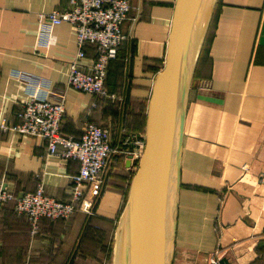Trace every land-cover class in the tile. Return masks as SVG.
Returning a JSON list of instances; mask_svg holds the SVG:
<instances>
[{"label":"crops","instance_id":"0c3cea01","mask_svg":"<svg viewBox=\"0 0 264 264\" xmlns=\"http://www.w3.org/2000/svg\"><path fill=\"white\" fill-rule=\"evenodd\" d=\"M130 2L133 20L126 29L133 43H125L121 53L123 88L111 93L146 103L148 111L164 68L176 0ZM69 6L70 0H0V121L10 127L21 123L29 86L27 79L15 77L18 71L49 83L54 96L66 94L62 136L80 141L86 124L111 127L121 153L94 216L114 222L116 242L139 164L132 159L128 164L136 146L123 142L122 131L143 140L147 121L141 118L143 128L135 131L126 117L115 124L107 99L68 86L78 52L72 25L56 26L49 47L38 43V15ZM212 20V37L207 48L204 40L187 105L172 264H212L216 254L231 264H264V0H217ZM85 52L87 69L96 54L91 47ZM79 168L77 160L48 157L43 138L0 129V183L18 197L43 185L48 195L70 203L71 177ZM14 205L8 202L0 214V264H99L97 258H104L100 252L88 255L86 214L42 219L34 236Z\"/></svg>","mask_w":264,"mask_h":264},{"label":"built area","instance_id":"2783aa9c","mask_svg":"<svg viewBox=\"0 0 264 264\" xmlns=\"http://www.w3.org/2000/svg\"><path fill=\"white\" fill-rule=\"evenodd\" d=\"M130 0H70L69 8L54 10L38 15L39 44L49 47L53 29L63 23L75 28L78 52L70 64L68 86L97 98H112L106 87L109 64L117 58L119 49L131 36L126 29L132 21ZM92 45L97 50V59L85 69V47ZM18 79H27L29 93L21 103L18 117L21 123L10 127L6 120L0 121V129L14 131L29 137H40L47 142V156H61L64 159L79 161V171L72 179V201L63 203L46 193L43 185L36 192L15 196L3 183H0V213L10 201H15L14 211L25 216L31 227V234L40 233L42 219L48 221L69 220L76 213L87 216L94 214L109 180L111 166L117 154L118 145L113 144L110 127L86 124L80 141L62 136V125L67 113V98L63 92L54 96L50 84L36 81L22 72L14 73ZM123 142L136 146L132 160L139 162L145 149V137L139 139L126 135ZM264 178V177H262ZM222 256L212 257V264H220Z\"/></svg>","mask_w":264,"mask_h":264},{"label":"water","instance_id":"95a60500","mask_svg":"<svg viewBox=\"0 0 264 264\" xmlns=\"http://www.w3.org/2000/svg\"><path fill=\"white\" fill-rule=\"evenodd\" d=\"M216 2H175L164 68L148 105L145 149L121 218V264L173 262L187 105ZM220 264L231 263L223 257Z\"/></svg>","mask_w":264,"mask_h":264},{"label":"trees","instance_id":"16d2710c","mask_svg":"<svg viewBox=\"0 0 264 264\" xmlns=\"http://www.w3.org/2000/svg\"><path fill=\"white\" fill-rule=\"evenodd\" d=\"M213 21L214 20L211 21V24H210V27L207 33V37L205 41L206 48H207V43H209L212 37V28H213V23H214ZM205 45H204L203 53L207 51L205 49ZM123 46L120 47L117 58L115 60H112L109 64L108 77L106 80V87L110 94H112L111 91L120 93L123 88V71L125 68V62L123 61V57L121 55ZM86 47H91L95 51V54H96L95 59H97V50L94 48V46L87 45ZM98 99L105 100V98H98ZM129 99H128V103H129ZM130 103H131V109L129 110L127 109L125 113V117H126V121L128 122V127L130 125L129 129H132V131H135L138 128H143L141 127L142 126L141 124L142 122L140 121L141 118L145 119V123L147 121V114H146L147 105L146 103H140L139 101H136L135 99H130ZM107 111L109 112V114L112 115L113 119L115 120L114 122L115 124H117L118 120H121L122 115L120 117L117 104H114L113 106L112 105L108 106ZM143 129L146 131V125H145V128ZM15 214L18 215L16 212ZM94 215L95 214L88 216V224L86 226L87 228H86L85 234L88 236V255L90 254L95 257L97 256V253L100 252L104 258L101 260L97 258L98 263L99 264H106V263L110 264V261L112 259V254H113L114 242H115V237H114L115 225H114V222L112 221L98 218ZM102 223H106L104 231L102 230Z\"/></svg>","mask_w":264,"mask_h":264},{"label":"rangeland","instance_id":"374dc122","mask_svg":"<svg viewBox=\"0 0 264 264\" xmlns=\"http://www.w3.org/2000/svg\"><path fill=\"white\" fill-rule=\"evenodd\" d=\"M212 21V20H211ZM131 43H133V38L131 39L130 41ZM129 43V42H127ZM115 95V97H112V98H108V106H113L114 104H117L118 106V109H119V114H120V117L122 115V117H125V113L127 111V109H131V103H130V96L129 97H126L124 99V101L122 100V97L121 96H118L116 94H113ZM130 98V99H129ZM128 99H129V103H128ZM122 102L124 103V105H122ZM124 106V108L122 107ZM116 238H117V235H116ZM115 247H116V242H115V246H114V251H113V254H112V259L110 261V264H115Z\"/></svg>","mask_w":264,"mask_h":264},{"label":"bare ground","instance_id":"6f19581e","mask_svg":"<svg viewBox=\"0 0 264 264\" xmlns=\"http://www.w3.org/2000/svg\"><path fill=\"white\" fill-rule=\"evenodd\" d=\"M124 235H125V226H124V222H123L120 225V228L118 229V232H117L116 247H115V264H121L122 263Z\"/></svg>","mask_w":264,"mask_h":264}]
</instances>
